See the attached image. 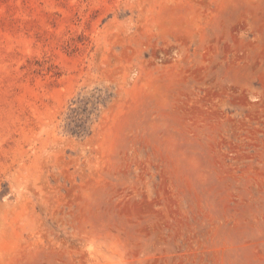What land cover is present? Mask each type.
Returning a JSON list of instances; mask_svg holds the SVG:
<instances>
[{"label":"rangeland","instance_id":"374dc122","mask_svg":"<svg viewBox=\"0 0 264 264\" xmlns=\"http://www.w3.org/2000/svg\"><path fill=\"white\" fill-rule=\"evenodd\" d=\"M0 264H264V0H0Z\"/></svg>","mask_w":264,"mask_h":264}]
</instances>
